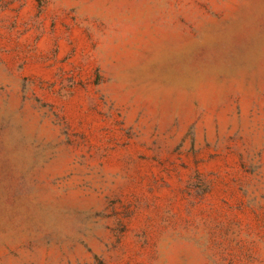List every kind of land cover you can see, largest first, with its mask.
<instances>
[{
    "label": "rangeland",
    "instance_id": "1",
    "mask_svg": "<svg viewBox=\"0 0 264 264\" xmlns=\"http://www.w3.org/2000/svg\"><path fill=\"white\" fill-rule=\"evenodd\" d=\"M0 264H264V0H0Z\"/></svg>",
    "mask_w": 264,
    "mask_h": 264
}]
</instances>
